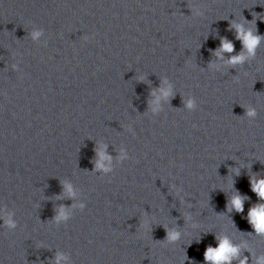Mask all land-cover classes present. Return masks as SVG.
Here are the masks:
<instances>
[{
    "label": "water",
    "instance_id": "95a60500",
    "mask_svg": "<svg viewBox=\"0 0 264 264\" xmlns=\"http://www.w3.org/2000/svg\"><path fill=\"white\" fill-rule=\"evenodd\" d=\"M254 12L264 0H0V264H204L217 237L264 255L247 221L264 40L228 63L230 20L264 36ZM222 37L235 51L217 58Z\"/></svg>",
    "mask_w": 264,
    "mask_h": 264
},
{
    "label": "clouds",
    "instance_id": "9594fccd",
    "mask_svg": "<svg viewBox=\"0 0 264 264\" xmlns=\"http://www.w3.org/2000/svg\"><path fill=\"white\" fill-rule=\"evenodd\" d=\"M253 19L248 21L256 25V20H264V16H260L259 13H252ZM233 20L229 21V31L235 30V38L241 42L242 49L236 55H230L228 58V63L233 66L235 69L236 65H244L247 61L251 59H255L257 54V49L261 43V40H264V36L258 34V29L253 31L251 29L245 30L242 24H233ZM40 30H34L32 32V38L36 39L41 35ZM235 51V46L231 40L227 39L226 37H222L220 39V45L217 49V58H220V54L227 52L229 54ZM13 67H17V65H13ZM166 96L168 95L167 92L164 93ZM187 107L189 109L194 108V102L189 100L187 102ZM245 115L250 118L251 121L255 120L257 116V111L255 108H246ZM251 183V190L252 192L256 193L259 201H264V177H257L249 178ZM67 187V186H66ZM70 191V187H69ZM247 197L242 196L239 192L235 196H233L230 200L231 207L228 208L226 205V210L231 212L235 210V212L243 213L244 212V201ZM191 205V204H189ZM83 207V205H81ZM62 217L58 216L57 220L61 219ZM247 221L252 226L253 232L251 234L255 235H264V203H256L251 208H249L247 212ZM7 227L10 230H13L17 227L16 222L11 218L5 221ZM233 225H235L233 221ZM238 230V229H237ZM167 232L166 241L169 243L176 242L180 239L181 233L179 231H168ZM239 231V230H238ZM217 246L213 247L209 245L206 247L204 251V264H233V261H238V264H249V256L245 255L241 258V248L231 242L227 237L225 238H216ZM197 243L200 240L196 241ZM245 252L248 250L245 248ZM250 253V252H248ZM252 253H250V257ZM61 259H66L63 255L56 256V264H59ZM185 260H188L187 254L185 253ZM183 264V262H182ZM194 264V262H193ZM253 264H264V255L256 256L253 260Z\"/></svg>",
    "mask_w": 264,
    "mask_h": 264
}]
</instances>
